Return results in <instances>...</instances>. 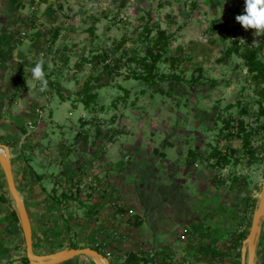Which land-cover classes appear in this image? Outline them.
<instances>
[{"label": "rangeland", "instance_id": "1", "mask_svg": "<svg viewBox=\"0 0 264 264\" xmlns=\"http://www.w3.org/2000/svg\"><path fill=\"white\" fill-rule=\"evenodd\" d=\"M244 3L0 0V143H22L27 160L37 151L61 210L59 237L38 254L90 244L111 264H125L132 252L141 253L140 264H210L214 248L201 229H217L225 211L241 214L238 223L252 220L264 187V84L252 80L242 53L258 48L264 63V35L236 21ZM160 31L168 45L157 78L145 81L138 77ZM41 58L43 91L32 77ZM215 151L231 162L213 158ZM27 160L14 162L18 182ZM18 240L0 264H26ZM122 241L130 244L114 243ZM79 259L68 264H96Z\"/></svg>", "mask_w": 264, "mask_h": 264}, {"label": "crops", "instance_id": "2", "mask_svg": "<svg viewBox=\"0 0 264 264\" xmlns=\"http://www.w3.org/2000/svg\"><path fill=\"white\" fill-rule=\"evenodd\" d=\"M32 133V132H31ZM22 143L19 144V146H13L11 148V152L13 155L12 158V164H13V169H14V174H15V164L16 160H23L24 162L28 159V157L25 154L26 149H23V146H21ZM22 147V148H20ZM30 147V146H29ZM16 148V149H15ZM14 149L16 151H14ZM30 149V148H29ZM18 150V151H17ZM32 150V149H31ZM37 151H33L32 153L30 152L29 160L26 164H23L19 167L20 169V182H18L16 176V182L18 189L25 201L29 217L32 223V228H33V240H34V248L37 253V249L45 247V244L49 243L52 241L51 237H59L57 234H60V232L55 231L56 229L59 230V221H60V216H61V210H60V204L57 202V199H54L52 197L51 193V186L54 182H52L51 175L48 172V169H46V166H44L42 163L38 161L36 158V153ZM3 175L5 178L4 172L2 171V168L0 166V176ZM5 180V179H4ZM1 195L0 194V216L2 218L0 219V256L2 255L1 252L4 254L8 250H11L12 243L11 241L14 240V238H18V246L23 245L24 247L26 246L25 244V237H24V232L23 229L20 225V222H16V217L14 214V205L13 208L11 207L9 212L6 211V205L7 203H4L1 201ZM240 201H243L241 199ZM229 204H225L226 210L228 209ZM16 211V210H15ZM225 216L222 218L218 219V225L217 228H219V235H227L228 231H239V232H244L247 238L250 228H251V221L250 222H243V223H238V218L240 215L235 216L230 215L227 211L223 212ZM250 214V213H249ZM229 216H232L229 220ZM253 216V215H251ZM15 221V222H14ZM205 221V218H204ZM222 221H224L222 223ZM231 221L230 225H228V222ZM208 225H211L208 223ZM10 230V231H8ZM13 231V232H12ZM213 235H216V231L212 230L211 231ZM55 234V235H54ZM47 235H49V238H46ZM244 239V240H245ZM217 239H214V241ZM243 240V241H244ZM23 241V244H22ZM205 242H210L209 238H204ZM213 241V240H212ZM243 241L242 245L239 248L240 252H236L234 256H225V261H218V264H241L242 263V248H243ZM10 242V243H9ZM113 242L111 241L108 247H112ZM117 244H120V246H128L130 242L126 243L125 241L122 242H114ZM219 246H222L224 243L230 244L229 240L226 239H221L220 241H216ZM11 244V245H10ZM123 248V247H122ZM45 253V252H44ZM48 254L54 253L52 252H46ZM42 254V253H41ZM84 257V255L78 256L73 258L72 260L62 263V264H68L70 262H79L81 259ZM87 257V256H86ZM90 262H92L91 258L87 257ZM223 258V257H222ZM77 260V261H76ZM256 264H264V225L262 228V233L259 239V244H258V259Z\"/></svg>", "mask_w": 264, "mask_h": 264}, {"label": "trees", "instance_id": "3", "mask_svg": "<svg viewBox=\"0 0 264 264\" xmlns=\"http://www.w3.org/2000/svg\"><path fill=\"white\" fill-rule=\"evenodd\" d=\"M59 38V33L55 34V37L53 39L54 42H56ZM168 45V41H167V37H166V32L165 31H160L159 32V37L156 40V48H152L149 50V57L151 58V61L146 65L147 69H146V74L142 75V77H138L141 79H144L145 81H149V82H153L152 80H155L157 78L158 75H156V69L158 68V64L159 62L162 60L164 53L166 51V47ZM109 56H111L110 53H106L103 58L106 60ZM242 57L245 60V64L247 65L250 74H251V78L252 80L257 83V84H264V63L263 61L260 59V49L258 48H247L245 49V51L242 53ZM172 61H176L175 59H172ZM109 64V59H107L106 61ZM3 63V59L2 56L0 55V65ZM109 68V66H107V69ZM43 71L44 74L46 72V68L43 66ZM45 78H47L46 74H45ZM161 78H169L166 75H161ZM93 96V95H92ZM91 95H87L86 99H84L83 103L88 107L90 105V100L92 99ZM239 125L241 126V134L239 135L241 136L242 140H243V144L244 146H249L248 150H250L252 153L255 152V150L253 149V147L251 146V134L248 133V131L246 130V123L244 121V119H239ZM231 122H227V127L228 128L230 126ZM229 137V134L227 135ZM15 143V142H14ZM14 143H8L9 147H13V145H15ZM16 146H19V144ZM217 155H221V159L219 158V160L225 162L226 165H228L231 162V159L229 158L228 155H222L221 153L215 151L213 153V158L217 157ZM54 192H56V189H53ZM10 195V193H9ZM63 198L65 199H71L72 196L71 195H63ZM10 199L8 197H6L5 194L1 195V201L2 202H6L9 201ZM251 201V200H249ZM16 217V220L19 222L18 216L16 211H13ZM212 230L216 231V235L212 234ZM219 228L215 229L212 227H208L207 229L204 228L201 229L200 232H204V238H209L210 242L207 243V247L206 248H210L213 247L214 249L211 252V258H210V264H212V262L214 263L215 260L220 259L222 261H225V256H234L236 254V252H240L239 248L242 245V241L245 239L246 235L244 232H239V231H228L227 235H219ZM201 233H198V238L199 235ZM196 238V237H195ZM203 238V237H202ZM214 239H217L214 241ZM221 239H226L229 240L230 244L224 243L222 246H218L217 243H215L216 241H220ZM204 241V239H202ZM213 240V241H212ZM192 244V242H191ZM215 246L218 247L217 251L215 249ZM86 247H92L98 251H100L101 253H103V251L98 247V246H92L89 244V246ZM70 248H83L80 245H76V244H71ZM104 254V253H103ZM223 257V258H222ZM142 255L139 252H132L130 253V255H128L127 259H126V263L125 264H140L142 259ZM24 262L26 264H30V261L27 257V255H25L24 257Z\"/></svg>", "mask_w": 264, "mask_h": 264}, {"label": "water", "instance_id": "4", "mask_svg": "<svg viewBox=\"0 0 264 264\" xmlns=\"http://www.w3.org/2000/svg\"><path fill=\"white\" fill-rule=\"evenodd\" d=\"M11 148L0 143V166L4 172L9 193L14 202L20 225L24 232L26 255L30 264H62L75 257L84 255L96 264H111L110 259L92 247L66 248L50 254H38L34 248L33 228L25 201L18 189L13 164ZM264 225V187L261 191L257 208L254 211L250 232L243 241L242 263L256 264L258 259V244Z\"/></svg>", "mask_w": 264, "mask_h": 264}, {"label": "clouds", "instance_id": "5", "mask_svg": "<svg viewBox=\"0 0 264 264\" xmlns=\"http://www.w3.org/2000/svg\"><path fill=\"white\" fill-rule=\"evenodd\" d=\"M235 19L245 30H254L253 35L255 37L264 35V0H245L243 14L237 15ZM240 42L245 41L243 38H240ZM255 43H257V41L253 42V44ZM44 63V60L41 58L32 68V77L39 82L41 91H43L46 86V79L43 71Z\"/></svg>", "mask_w": 264, "mask_h": 264}, {"label": "built area", "instance_id": "6", "mask_svg": "<svg viewBox=\"0 0 264 264\" xmlns=\"http://www.w3.org/2000/svg\"><path fill=\"white\" fill-rule=\"evenodd\" d=\"M23 35H26V33L25 32H23L22 33ZM189 230H185V232L183 233V237L182 238H184V239H187V238H189Z\"/></svg>", "mask_w": 264, "mask_h": 264}]
</instances>
